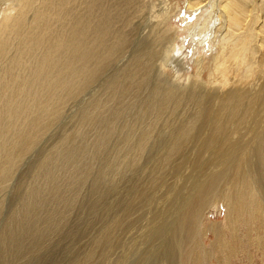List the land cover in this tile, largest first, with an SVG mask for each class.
Masks as SVG:
<instances>
[{
  "label": "bare ground",
  "instance_id": "bare-ground-1",
  "mask_svg": "<svg viewBox=\"0 0 264 264\" xmlns=\"http://www.w3.org/2000/svg\"><path fill=\"white\" fill-rule=\"evenodd\" d=\"M173 1L0 0V193L25 157L56 135L66 109L91 92L72 128L29 168L9 219L20 227L3 232L4 248L20 235L21 253L34 258L49 245L38 223L52 232L57 222L67 225L71 192L94 178L93 197L102 200L113 185L105 178L123 179L120 169L135 180L137 169L143 173L88 258L129 246L137 262L206 264L197 231L219 206L230 242L243 223L247 238L264 244V0H183L193 21L182 32ZM185 38L196 50L219 38L214 87L164 76L183 67ZM239 70L259 82L243 86ZM152 140L154 152L146 148ZM208 232L218 264H227L233 249L225 233L218 225ZM125 234L131 237L115 243Z\"/></svg>",
  "mask_w": 264,
  "mask_h": 264
},
{
  "label": "rangeland",
  "instance_id": "rangeland-1",
  "mask_svg": "<svg viewBox=\"0 0 264 264\" xmlns=\"http://www.w3.org/2000/svg\"><path fill=\"white\" fill-rule=\"evenodd\" d=\"M176 3L181 5V11L179 16L175 17V22L180 28L179 31L182 32L186 27H188L189 22H192L193 19L188 17L187 13L184 11L186 9L185 1L174 0L172 5L175 6ZM184 37V34L180 33L179 38L182 39ZM200 43V50H196L190 39L183 42V67L178 68V74H173L170 70L165 72L164 76H168H166V79L171 81V79L174 80L177 78L179 81L184 82L186 79L190 78L195 81H202L209 87L215 86L210 78L216 68L215 60L220 53L218 47L219 38L217 43ZM179 46H181L180 43ZM195 53L199 54L196 55ZM201 62H203V69L199 70L198 64ZM234 76L239 83L243 84V86L249 83L247 86L252 87L259 82L258 76L249 78L246 76V73L241 70L235 72ZM89 95H91V92L87 93L81 100L71 104L66 109L64 113L65 118L63 116L61 121L55 127L56 135L55 133L53 134L54 138H52L53 135L51 136V133L50 136L48 135L43 139L48 142H41L33 150L35 151L34 155L25 157L13 179L0 193V237L7 229L14 228L18 230L17 228L20 227V225L17 226L10 223L9 219L10 216L17 211L20 202L24 198L25 189L29 184V177L31 176L30 172L32 170V166L34 167L42 154L53 145L52 142L55 143L58 140L63 131H68L72 128L71 124L73 123L72 120H74V116H76L83 100L85 102L87 98L90 97ZM55 136H58L57 139ZM146 148H150V152H154V140L149 142L146 145ZM147 155L149 157L151 156L150 154ZM149 163L150 162L147 163L146 161L143 162V164L147 166ZM120 172L125 174V177L119 181L115 182L114 179L109 176L105 178L113 185L110 194L102 200H97L93 197L94 178H91V180L86 183L84 187L82 186L81 193L71 192L73 203L68 208V216H70L71 219H69L67 225H61L57 222V230L52 232L48 230L47 224L41 220L38 223V229L45 237L48 238L49 245L37 252L34 258L32 257L29 259L24 255L23 251L21 253L20 247L22 245L26 246L27 243L24 238L20 237V235L18 236L20 239L16 242V244H13L8 248H4L6 246H2L0 243V259L2 261V263L0 261V264H16V262L17 264H26V262L27 264H160L157 261L152 262L150 258H146V261L137 262L134 256L135 251L129 246L124 249L120 248L119 250L113 247L109 251H102L96 253L93 258H88L94 247L100 248L99 245H95V242L99 244V242L95 240H97L98 236L101 234V230L110 227V219L115 216H120L118 206H121L131 200V197L134 194V191L132 190L135 188L139 177L143 173L137 169V176L135 180V176H132V174L127 173L123 169H120ZM108 183L106 181H102L100 190H106V188L109 187ZM75 193H78L79 200H77ZM160 193H163L162 189H160ZM57 195L62 199V201H66L68 199V195L62 190L57 191ZM149 203L146 204V208H148L147 205ZM224 211L225 210L222 206H219L218 208H209L203 215L202 222L198 228L197 233L199 236V242L202 249L209 254L206 264H218L219 260L218 252L213 249V243L216 238L215 235L208 232L205 236H203L204 230L213 225H218V227L223 230L226 235L228 245L233 249L230 257L227 259V264H264V244L260 241L258 246L256 245L254 242L256 240L255 234H252L251 239L247 238V225L240 223L236 238L230 242V235L226 229ZM137 212L138 210H135L134 214ZM259 235L263 238L264 232L260 231ZM130 237L129 234H125V236H120L118 239H115V243L122 242L123 244ZM139 248H142V246ZM10 253L11 255H9ZM174 264H178V261L176 260Z\"/></svg>",
  "mask_w": 264,
  "mask_h": 264
}]
</instances>
